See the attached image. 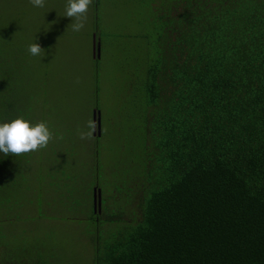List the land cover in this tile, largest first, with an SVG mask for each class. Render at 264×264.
<instances>
[{
	"label": "trees",
	"instance_id": "trees-1",
	"mask_svg": "<svg viewBox=\"0 0 264 264\" xmlns=\"http://www.w3.org/2000/svg\"><path fill=\"white\" fill-rule=\"evenodd\" d=\"M145 1L154 34L129 87L140 114L125 116L134 143L113 185L126 196L138 186L139 213L124 218L99 182L98 212L92 191L78 199L80 220L96 225L93 264H264V0ZM4 68L0 122L40 123L32 112L46 109L44 91L14 83ZM32 153L0 154V264L50 262L29 248L36 224L19 228L22 206L35 202ZM67 177L50 169L39 180L55 187Z\"/></svg>",
	"mask_w": 264,
	"mask_h": 264
},
{
	"label": "rangeland",
	"instance_id": "rangeland-1",
	"mask_svg": "<svg viewBox=\"0 0 264 264\" xmlns=\"http://www.w3.org/2000/svg\"><path fill=\"white\" fill-rule=\"evenodd\" d=\"M67 2L44 0V7L35 8L30 0H0V68L6 66L14 83L44 91L46 109L34 104L32 114L37 122L46 123L51 133L46 148L32 151L28 180L36 186L29 194L35 202L22 206L25 223L19 228L24 231L36 224L28 228L29 248L35 249L33 254L36 249L44 252L49 264H93L91 236H96V225L87 215L80 220L78 199L95 191L99 205L100 195L104 198L101 188L95 186L99 182L104 189L113 190L125 210L124 218L139 213L138 186L126 196L113 185L125 178L121 159L126 160L134 143V129L124 119L130 115L133 120L140 111L129 103L133 94L129 87L135 69L147 60L145 36L154 34L155 21L150 17L152 2L147 6L142 0H91L87 12L78 18L64 16ZM76 23H83L79 31H73ZM96 37L101 41L98 66ZM35 42L41 47L39 56L27 51ZM97 68L101 72L98 95ZM97 98L102 135L96 145L97 134L87 125L93 121ZM50 169L68 180L49 187V180L39 179ZM87 170L91 175H86Z\"/></svg>",
	"mask_w": 264,
	"mask_h": 264
},
{
	"label": "clouds",
	"instance_id": "clouds-1",
	"mask_svg": "<svg viewBox=\"0 0 264 264\" xmlns=\"http://www.w3.org/2000/svg\"><path fill=\"white\" fill-rule=\"evenodd\" d=\"M91 0H68L64 16L80 17L87 12ZM35 8L44 7V0H30ZM73 31H79L83 23L73 24ZM27 51L32 56H39L41 47L38 43L29 44ZM31 125V126H30ZM88 128L95 131V122L90 121ZM91 133H89L90 135ZM51 138V133L44 122L31 124L29 119L21 116L10 122H0V154L18 156L22 153H29L38 149L46 148ZM85 135L81 133V139Z\"/></svg>",
	"mask_w": 264,
	"mask_h": 264
},
{
	"label": "water",
	"instance_id": "water-1",
	"mask_svg": "<svg viewBox=\"0 0 264 264\" xmlns=\"http://www.w3.org/2000/svg\"><path fill=\"white\" fill-rule=\"evenodd\" d=\"M95 51H96V57L100 58L101 57V41L97 37L95 40ZM93 121L95 122V125H96L94 133H96L98 136H101V134H102V116H101L100 110H97V109L94 110ZM95 201H96V198H95ZM97 205H98V203H97ZM101 205H102V198L100 195L99 205H98L100 209H101Z\"/></svg>",
	"mask_w": 264,
	"mask_h": 264
},
{
	"label": "flooded vegetation",
	"instance_id": "flooded-vegetation-1",
	"mask_svg": "<svg viewBox=\"0 0 264 264\" xmlns=\"http://www.w3.org/2000/svg\"><path fill=\"white\" fill-rule=\"evenodd\" d=\"M95 193V191H94ZM93 193V196H94V201H93V207H94V210L95 212H98L100 210L99 206L97 205V200L95 201V198L97 197L95 194Z\"/></svg>",
	"mask_w": 264,
	"mask_h": 264
}]
</instances>
